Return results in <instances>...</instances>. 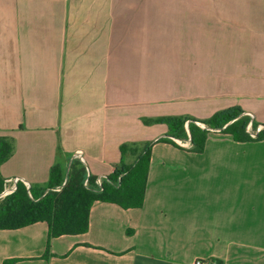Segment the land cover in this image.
<instances>
[{"label": "crops", "instance_id": "0c3cea01", "mask_svg": "<svg viewBox=\"0 0 264 264\" xmlns=\"http://www.w3.org/2000/svg\"><path fill=\"white\" fill-rule=\"evenodd\" d=\"M233 107L264 126V0H0L5 190L55 166L108 177L121 146L152 147L142 208L96 202L48 258L46 222L0 230V264H264V141L212 133L195 153L146 122Z\"/></svg>", "mask_w": 264, "mask_h": 264}, {"label": "trees", "instance_id": "16d2710c", "mask_svg": "<svg viewBox=\"0 0 264 264\" xmlns=\"http://www.w3.org/2000/svg\"><path fill=\"white\" fill-rule=\"evenodd\" d=\"M166 124L169 135L176 140L191 138V151L203 153L209 135L223 133L232 136L239 143L264 141L263 129L255 134L248 127L253 124L257 129L260 124L251 120L240 107L217 112L206 120L191 117L169 116L146 121ZM252 122V123H251ZM202 123L205 129L197 126ZM216 131V132H215ZM175 146L172 139H165ZM143 149V151H142ZM151 144L144 147L124 144L121 146L122 164L104 180L102 188L96 186V178L91 177L89 188L85 187L86 169L81 167L66 178L60 166L51 171L47 188L32 187L27 190L24 183H19L17 190L0 203V230H19L39 222L49 225V242L45 257L50 255V241L61 236L82 235L89 231L91 209L96 202L119 205L124 209L142 208L145 200L146 184L151 164ZM12 140L0 137V168L13 155ZM136 157L135 163L127 165V154ZM70 177V178H69ZM68 180L62 191H55ZM6 180L0 170V195L5 190Z\"/></svg>", "mask_w": 264, "mask_h": 264}, {"label": "built area", "instance_id": "2783aa9c", "mask_svg": "<svg viewBox=\"0 0 264 264\" xmlns=\"http://www.w3.org/2000/svg\"><path fill=\"white\" fill-rule=\"evenodd\" d=\"M263 129V126H259L258 128V131H261ZM90 175L88 174L87 175V178L85 179V182H84V185L89 188L91 186V183H90ZM104 180H107V177H100L99 179L96 180V186L98 188H102V185H103V182ZM8 182L12 183V187H13V190L11 191L12 193H14L16 190H17V184L19 183H24L30 193V190L32 188V185H30L29 183H26L24 182L23 179H20V178H14V179H11V180H8ZM65 186V183L61 186V187H64ZM59 189V187L57 188V190ZM8 191V189H6L2 195H0V197H2L4 195V193H6ZM194 264H210L209 261H207L206 259H203V258H197L194 262Z\"/></svg>", "mask_w": 264, "mask_h": 264}, {"label": "rangeland", "instance_id": "374dc122", "mask_svg": "<svg viewBox=\"0 0 264 264\" xmlns=\"http://www.w3.org/2000/svg\"><path fill=\"white\" fill-rule=\"evenodd\" d=\"M249 117H251V120H252V122L254 121L253 120V117L252 116H249ZM251 122V123H252ZM197 124V126H199L200 128H203V129H205L206 128V126L204 125V124H202V123H196ZM167 126V125H166ZM261 126V125H260ZM168 127V126H167ZM259 128V127H258ZM258 128L257 129H255L254 128V126H253V124H250L249 125V127H248V130H249V132L250 133H252V134H255L257 131H258ZM216 132V131H215ZM180 142V141H179ZM181 143V142H180ZM142 151H143V149H142ZM133 163H131L130 165H132ZM129 165V164H128ZM81 168V166H76V167H73L71 170H70V175H72L73 173H74V171L75 170H79ZM69 173H68V171H66V173H64V175H65V177L67 178L68 176H69ZM70 178V177H69ZM67 182H68V180L66 179L65 180V185L67 184ZM85 182V181H84ZM26 186V185H25ZM18 187V186H17ZM86 187V186H85ZM27 188V187H26ZM64 187H59V189L57 190H55V191H57V192H60V191H62V189H63ZM13 190V187L12 186H9L8 187V191L6 192V193H4V195L2 196V197H0V203L2 202V201H4L8 196H10V195H12L13 193L11 192ZM28 190V189H27Z\"/></svg>", "mask_w": 264, "mask_h": 264}]
</instances>
